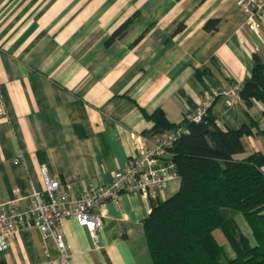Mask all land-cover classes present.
Returning a JSON list of instances; mask_svg holds the SVG:
<instances>
[{
	"label": "crops",
	"instance_id": "obj_1",
	"mask_svg": "<svg viewBox=\"0 0 264 264\" xmlns=\"http://www.w3.org/2000/svg\"><path fill=\"white\" fill-rule=\"evenodd\" d=\"M258 20L252 30L238 0H0V97L7 111L0 118V201L42 190L43 164L75 193L108 182L134 151L131 130L147 143L163 132L151 131L154 121L143 110L160 107L178 123L206 92L216 94L210 110L221 128L248 122L246 110L263 127L261 100L247 106L221 94L243 83L254 53L264 61V19ZM243 142L245 151L264 153L256 126ZM179 184L178 176L154 197L123 192L118 203L98 205L97 237L64 218L65 261L51 236L22 227L0 251V264H153L143 219L152 198ZM234 220L254 245L243 214Z\"/></svg>",
	"mask_w": 264,
	"mask_h": 264
},
{
	"label": "trees",
	"instance_id": "obj_2",
	"mask_svg": "<svg viewBox=\"0 0 264 264\" xmlns=\"http://www.w3.org/2000/svg\"><path fill=\"white\" fill-rule=\"evenodd\" d=\"M212 20L206 22L207 27L212 26ZM182 27L183 22H179L173 32ZM239 95L247 106L253 99L264 103V61L256 53ZM211 105L200 120L185 117L178 123L171 122L160 107L151 113L143 110L154 121V133L187 128L169 148L180 177L179 187L165 198H152L151 209L143 219L153 264H264V153L245 151L243 142V136L251 134L254 126L264 134V126L260 127L258 119L246 110L248 122L223 129L216 123ZM236 212H241L251 227L254 245L238 228ZM217 229L234 256L226 254Z\"/></svg>",
	"mask_w": 264,
	"mask_h": 264
},
{
	"label": "built area",
	"instance_id": "obj_3",
	"mask_svg": "<svg viewBox=\"0 0 264 264\" xmlns=\"http://www.w3.org/2000/svg\"><path fill=\"white\" fill-rule=\"evenodd\" d=\"M238 4L246 15L249 27L257 30L258 19H264V0H238ZM241 86L242 83H231L221 94L237 100L240 98ZM215 96L206 92L200 107L187 112L186 119L200 120ZM6 116V107L0 97V118ZM181 131H184L183 126L169 128L159 134L155 141L147 143L144 134L131 130L129 134L134 141V151L129 155L127 163L114 170L108 182L89 183L78 193L74 192L70 183H61L58 177L49 174L46 165H41L40 172L44 180L42 190L33 189L27 200L17 197L0 201V251L8 248L17 230L35 226L42 238L51 236L54 239L62 259L66 260L70 245L62 230L63 219L74 218L78 225L84 226L91 235L97 237L103 224V215L96 212L95 207L108 200L118 203L123 192L155 196L167 188L179 176L169 148Z\"/></svg>",
	"mask_w": 264,
	"mask_h": 264
},
{
	"label": "rangeland",
	"instance_id": "obj_4",
	"mask_svg": "<svg viewBox=\"0 0 264 264\" xmlns=\"http://www.w3.org/2000/svg\"><path fill=\"white\" fill-rule=\"evenodd\" d=\"M216 235H217L219 241L221 242V244L223 245V247L226 251V254L228 255L227 244H226L227 242H226L225 238L223 237L222 232L219 229L216 230Z\"/></svg>",
	"mask_w": 264,
	"mask_h": 264
}]
</instances>
